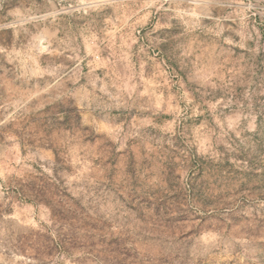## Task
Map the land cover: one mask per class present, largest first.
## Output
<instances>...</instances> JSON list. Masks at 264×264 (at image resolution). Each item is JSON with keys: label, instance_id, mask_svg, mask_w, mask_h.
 <instances>
[{"label": "rangeland", "instance_id": "1", "mask_svg": "<svg viewBox=\"0 0 264 264\" xmlns=\"http://www.w3.org/2000/svg\"><path fill=\"white\" fill-rule=\"evenodd\" d=\"M0 264H264V0H0Z\"/></svg>", "mask_w": 264, "mask_h": 264}]
</instances>
